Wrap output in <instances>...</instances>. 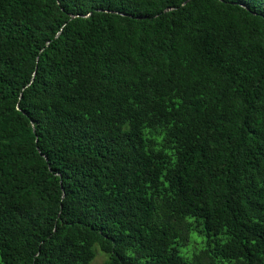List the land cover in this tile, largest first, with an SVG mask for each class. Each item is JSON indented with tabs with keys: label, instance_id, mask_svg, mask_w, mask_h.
I'll return each instance as SVG.
<instances>
[{
	"label": "trees",
	"instance_id": "16d2710c",
	"mask_svg": "<svg viewBox=\"0 0 264 264\" xmlns=\"http://www.w3.org/2000/svg\"><path fill=\"white\" fill-rule=\"evenodd\" d=\"M185 1L0 0V264H264V0Z\"/></svg>",
	"mask_w": 264,
	"mask_h": 264
},
{
	"label": "rangeland",
	"instance_id": "374dc122",
	"mask_svg": "<svg viewBox=\"0 0 264 264\" xmlns=\"http://www.w3.org/2000/svg\"><path fill=\"white\" fill-rule=\"evenodd\" d=\"M193 240H191L190 244L188 245V253L189 255L197 252L200 248V242H201V238L197 235H193L192 236ZM92 252H93V258L90 262V264H105L107 261V256L105 254H103L102 252H100V250L98 249V247L96 245H94L91 248Z\"/></svg>",
	"mask_w": 264,
	"mask_h": 264
},
{
	"label": "water",
	"instance_id": "95a60500",
	"mask_svg": "<svg viewBox=\"0 0 264 264\" xmlns=\"http://www.w3.org/2000/svg\"><path fill=\"white\" fill-rule=\"evenodd\" d=\"M189 0H186L185 2H183L181 5H184L185 3H187ZM169 10H171V8H168V9H166V10H164V12L165 11H169ZM70 18H73V16H70ZM61 196H62V193H61Z\"/></svg>",
	"mask_w": 264,
	"mask_h": 264
}]
</instances>
